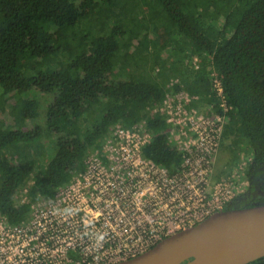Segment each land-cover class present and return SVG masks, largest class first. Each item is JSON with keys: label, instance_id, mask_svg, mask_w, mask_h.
I'll return each mask as SVG.
<instances>
[{"label": "trees", "instance_id": "trees-1", "mask_svg": "<svg viewBox=\"0 0 264 264\" xmlns=\"http://www.w3.org/2000/svg\"><path fill=\"white\" fill-rule=\"evenodd\" d=\"M76 1L0 0V115L11 120L0 118V213L27 219L31 204L80 171L117 123L145 120L143 154L176 170L180 151L152 107L178 78L173 91L205 108L216 101L212 74L229 106L220 145L228 166L241 149L251 155L248 185L223 209L264 204V0ZM45 142L54 153L41 165ZM246 264H264V256Z\"/></svg>", "mask_w": 264, "mask_h": 264}, {"label": "built area", "instance_id": "built-area-1", "mask_svg": "<svg viewBox=\"0 0 264 264\" xmlns=\"http://www.w3.org/2000/svg\"><path fill=\"white\" fill-rule=\"evenodd\" d=\"M211 76L216 101L205 108L189 105L197 96L173 91L178 78L152 107L180 151L176 170L143 154L151 139L145 120L113 125L101 149L90 151L52 197L32 203L27 219L12 223L0 213V264H117L223 210L248 185L251 155L215 178L229 106L220 79Z\"/></svg>", "mask_w": 264, "mask_h": 264}, {"label": "water", "instance_id": "water-1", "mask_svg": "<svg viewBox=\"0 0 264 264\" xmlns=\"http://www.w3.org/2000/svg\"><path fill=\"white\" fill-rule=\"evenodd\" d=\"M262 256L264 204H256L217 211L117 264H246Z\"/></svg>", "mask_w": 264, "mask_h": 264}, {"label": "rangeland", "instance_id": "rangeland-1", "mask_svg": "<svg viewBox=\"0 0 264 264\" xmlns=\"http://www.w3.org/2000/svg\"><path fill=\"white\" fill-rule=\"evenodd\" d=\"M79 0H77L76 2H78ZM218 24H220L221 22L218 21L217 22ZM168 54H170V50H163L161 52V56L164 58L166 57ZM117 79H125V77H121L120 74H118L116 76ZM35 94V91H29L27 93V95H34ZM37 97H39L40 99H43V100H48L47 97H43L42 95H38ZM49 98V97H48ZM46 104H43L40 106L39 108V116H43L44 118V115H45V112H46ZM0 118L1 119H4L5 122L9 123L11 122L9 116H7L6 113H2L0 115ZM45 147H44V155L42 156V159H41V162L40 164L43 165L45 164V162L49 159V157H51L54 153V150H52V144L51 142H45L44 143ZM248 152L251 153V151L249 150ZM249 156L246 152V149H241V152H240V158L241 156ZM245 157V158H246ZM239 158V160H240ZM230 161H231V158H230V154L229 152L226 150V149H223V148H219L218 152L214 155L213 157V167H214V173H215V176L218 175V174H223L224 172H228L230 170H232L234 167H236L235 165H233L232 167L231 166H228L230 164ZM239 162V161H238Z\"/></svg>", "mask_w": 264, "mask_h": 264}]
</instances>
